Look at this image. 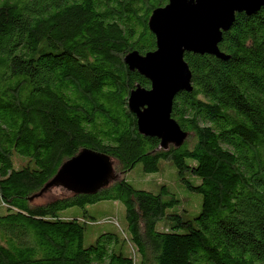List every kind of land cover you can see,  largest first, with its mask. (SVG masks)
<instances>
[{"label":"trees","instance_id":"trees-1","mask_svg":"<svg viewBox=\"0 0 264 264\" xmlns=\"http://www.w3.org/2000/svg\"><path fill=\"white\" fill-rule=\"evenodd\" d=\"M165 2L0 0V264H264V6L235 13L217 43L226 59L183 53L192 90L175 96L171 117L187 134L161 149L127 109L148 81L122 56L154 48L147 18ZM81 150L122 176L34 203ZM135 167L142 188L124 177ZM169 169L200 195L197 213L163 182L142 186ZM99 201L122 204L124 232L86 244L97 220L59 212Z\"/></svg>","mask_w":264,"mask_h":264},{"label":"water","instance_id":"water-1","mask_svg":"<svg viewBox=\"0 0 264 264\" xmlns=\"http://www.w3.org/2000/svg\"><path fill=\"white\" fill-rule=\"evenodd\" d=\"M264 6V0H166L152 8L147 27L154 36V48L140 53L127 51L122 60L148 81L136 84L128 93L126 106L135 117L137 132L155 137L158 148L179 147L186 131L171 117L172 103L180 92H191V72L183 58L185 51L207 53L220 59L228 54L217 46L235 13L250 14ZM110 158L92 150H81L66 160L50 185H59L72 194L93 193L111 175Z\"/></svg>","mask_w":264,"mask_h":264},{"label":"rangeland","instance_id":"rangeland-1","mask_svg":"<svg viewBox=\"0 0 264 264\" xmlns=\"http://www.w3.org/2000/svg\"><path fill=\"white\" fill-rule=\"evenodd\" d=\"M110 167H111V178L108 179L109 182L111 180L118 179L122 176L121 173L118 172L115 161L110 159ZM135 167L131 171H128L124 174V177L127 181L131 182L135 187L142 188L141 187V181L139 178V175L136 171ZM150 178H152V185L157 182H163L171 191H173L177 197L181 200V204L183 207H187L190 200L194 202V204L191 203V206L189 204V213L195 214L199 210L200 207V195L197 193H190L183 189L181 186H179L175 182L174 178V172L173 169L166 170L163 175L159 176L158 173H153L147 175L143 181L142 186L147 188L148 186H152L149 184ZM70 194L68 191H66L63 187L59 185H50L46 187L42 192L38 193L34 196L33 202L34 203H42L48 199H51L53 197L63 196ZM196 205V206H195ZM194 209V210H192ZM83 210L86 212L84 213ZM4 210L0 207V214H3ZM84 214L87 216L94 217L95 220H97V224L88 226V229H86L85 232V241L84 243L88 244L89 240H93L95 236L103 230H117L119 232H124V218H123V206L118 201H99L93 204H87L83 208H79L76 206L66 208L59 212V215L61 217H68V216H78L82 217ZM113 214L114 219L113 222L116 224H113L112 222H105L103 219L105 216ZM89 219V217H87ZM100 222V223H99Z\"/></svg>","mask_w":264,"mask_h":264}]
</instances>
